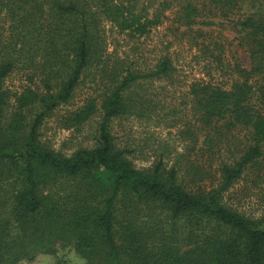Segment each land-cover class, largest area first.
Returning <instances> with one entry per match:
<instances>
[{"label": "trees", "instance_id": "trees-1", "mask_svg": "<svg viewBox=\"0 0 264 264\" xmlns=\"http://www.w3.org/2000/svg\"><path fill=\"white\" fill-rule=\"evenodd\" d=\"M166 13L173 35L214 63L206 75L229 67L219 28L234 33L248 66L237 63L221 84L192 82L193 120L179 121L190 144L169 166L160 157L137 168L111 122L157 113L148 88L172 84L176 66L165 53L146 68L109 53L103 23L141 36ZM1 23L0 264L66 246L84 264H264V211L252 217L226 202L264 167V0H0ZM16 68L39 73L44 89L26 87L10 104L4 82ZM97 81L101 94L66 116L78 127L98 111L94 144L70 154L44 144V120Z\"/></svg>", "mask_w": 264, "mask_h": 264}, {"label": "rangeland", "instance_id": "rangeland-1", "mask_svg": "<svg viewBox=\"0 0 264 264\" xmlns=\"http://www.w3.org/2000/svg\"><path fill=\"white\" fill-rule=\"evenodd\" d=\"M166 15L162 17L160 24L151 26L148 33L141 36L132 35L128 31L119 32L109 24L103 23L105 43L109 53L121 57L127 55L134 59V63L145 68L152 66L160 55L165 53L171 56L176 66V79L172 84L156 82L150 84L148 88L147 94L158 105L157 113L138 117H120L111 122L110 128L115 144L130 151L127 156L137 168L151 166L160 157L164 160V165L169 166L178 153L183 152L190 144L181 132L179 121L186 117L187 120H193L189 114V87L192 82L203 78L221 84L230 80L232 67L237 63L242 67L248 66L247 53L237 45L234 33L219 28L220 34L212 33L213 38L223 44L222 61L229 67L224 71L212 70L206 75L209 66L214 63L211 64L208 58L204 60L195 48L188 46L185 39L180 40L173 35L176 32L175 22L170 13ZM1 24L3 27L0 28V32L5 34L6 25ZM36 75H32L31 69L16 68L7 76L4 86L11 94L10 104L26 87L43 91L44 84L41 81L43 76L39 73ZM102 90L103 85L100 81L95 84L79 85L71 101L57 107L44 120L40 128L41 141L64 154H70L80 146H92L100 118L99 112L95 111L88 122L78 127L67 126L66 116L70 111L84 104L88 97L97 98ZM171 111L177 112L175 116L178 119L177 123L167 117ZM234 136L235 138L228 143L232 146L231 149L234 148V142L240 147L238 143L240 137L237 133H234ZM257 173L259 171L247 172L243 179L229 190L226 198L230 206L252 217L260 216L264 211V167L259 176ZM17 264H84V260L73 248L66 246L59 248L56 254H39L33 260H24Z\"/></svg>", "mask_w": 264, "mask_h": 264}]
</instances>
